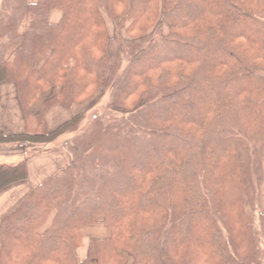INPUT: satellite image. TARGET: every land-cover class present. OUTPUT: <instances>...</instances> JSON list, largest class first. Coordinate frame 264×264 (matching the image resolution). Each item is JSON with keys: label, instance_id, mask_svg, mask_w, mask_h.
I'll use <instances>...</instances> for the list:
<instances>
[{"label": "trees", "instance_id": "16d2710c", "mask_svg": "<svg viewBox=\"0 0 264 264\" xmlns=\"http://www.w3.org/2000/svg\"><path fill=\"white\" fill-rule=\"evenodd\" d=\"M5 81L28 131L0 132V143L77 133L87 112L48 131L44 112L31 110L56 86L44 109L101 92L115 115L65 142L70 166L4 218L0 264H256L264 0H2ZM27 177L24 162L0 164V191ZM100 222L110 237L91 240L81 260V228Z\"/></svg>", "mask_w": 264, "mask_h": 264}, {"label": "crops", "instance_id": "0c3cea01", "mask_svg": "<svg viewBox=\"0 0 264 264\" xmlns=\"http://www.w3.org/2000/svg\"><path fill=\"white\" fill-rule=\"evenodd\" d=\"M62 13L54 9L50 12L51 23H59ZM61 87H53L40 94L38 100L31 105L34 114L42 111L38 103L56 98L60 95ZM85 102L75 103L71 108L62 104H54L44 113L45 125L48 131L56 129L68 121L72 116L86 111ZM28 124L20 108L16 94V85L13 82H3L0 85V132L7 135L25 133ZM72 135L63 134L50 143H0V164L15 165L24 162L28 177L15 182L0 191V226L6 216L15 211L44 181L71 164V154L65 147V142ZM261 211L264 213V160L263 184L261 187ZM82 245L78 253L81 260H86L88 245L91 240H105L110 237V230L103 223H97L81 228ZM264 236V235H263ZM264 240V237H263ZM86 264H98L94 259H89Z\"/></svg>", "mask_w": 264, "mask_h": 264}, {"label": "rangeland", "instance_id": "374dc122", "mask_svg": "<svg viewBox=\"0 0 264 264\" xmlns=\"http://www.w3.org/2000/svg\"><path fill=\"white\" fill-rule=\"evenodd\" d=\"M29 1L30 2H37V0H29ZM1 3H2V0H0V6H1ZM127 3H129V0H127ZM57 10H59V9H57ZM106 21H107V25H108L109 32H110L111 35H113L114 34V29H115V27H114V21L110 20L108 17H106ZM128 23H129V21L126 22V24H125L124 27H126L128 25ZM123 33H125V29L123 30ZM164 33L165 34L168 33V26L167 25L164 27ZM5 82H12V81H5ZM16 94H17V86H16ZM101 96H102L101 95V92H99V93L95 94L93 98H91V99H89L88 101L85 102V106L87 107L86 108V111H84V112H87V114L85 116V119L81 123V125H80L77 133L76 134L75 133L74 134H71L73 137L71 136L72 138H70L68 141H70V140L73 141V140H75L77 138L82 137L83 134L89 133L91 126L94 124V118H95V116L102 114L103 116H106V117H112V116L115 115L110 110H106V108L104 107V105H105V99L101 100L100 99ZM17 99H18V95H17ZM19 104H20V102H19ZM54 104H57V103H53L52 105H54ZM58 104H61V103H58ZM52 105H49V107L52 106ZM38 106H39V108L42 109V111L44 113H45L46 109L49 108V107H47L46 109H44V106H46V103H38ZM64 106H66V105H64ZM72 106H73V104H72ZM72 106H70L69 108H71ZM66 107H68V106H66ZM20 108L22 109L21 104H20ZM27 131H28V129H27ZM257 227L259 228L260 226L258 225ZM131 262H132V257L129 256V260H128V263L127 264H131ZM256 264H264V248L263 247H261V253L259 251H257V262H256Z\"/></svg>", "mask_w": 264, "mask_h": 264}]
</instances>
